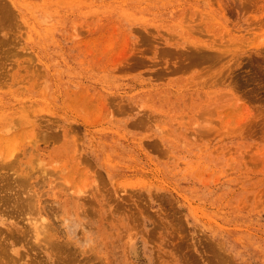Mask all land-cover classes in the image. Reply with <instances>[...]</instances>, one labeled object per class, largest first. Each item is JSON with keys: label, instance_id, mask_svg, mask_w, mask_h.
Here are the masks:
<instances>
[{"label": "rangeland", "instance_id": "obj_1", "mask_svg": "<svg viewBox=\"0 0 264 264\" xmlns=\"http://www.w3.org/2000/svg\"><path fill=\"white\" fill-rule=\"evenodd\" d=\"M0 115V264H264V0H0Z\"/></svg>", "mask_w": 264, "mask_h": 264}, {"label": "bare ground", "instance_id": "obj_2", "mask_svg": "<svg viewBox=\"0 0 264 264\" xmlns=\"http://www.w3.org/2000/svg\"><path fill=\"white\" fill-rule=\"evenodd\" d=\"M1 116V115H0ZM0 120H4V118L3 117H0ZM12 132V127H10V126H3V122H0V157L1 158H6L5 160H3V159H1L4 163H5V161L8 159H12V160H10L11 161V164H14V165H18L19 167H20V169H18V171H17V173L18 174H20L21 176H19L18 178L21 180V183L22 184H25V183H27L29 180H31V179H35V173L34 172H32L33 170H34V168L31 170V168L32 167H30L29 165H30V162L27 160V158L32 162V163H37L38 165L39 164H42V163H44V161H45V158H44V156H46V154L47 153H49V150H48V148H42V147H40V145H37L36 144V141H35V139L36 138H34L33 139V136H32V134L30 135V140H31V138L33 139V142H29V143H26L25 145H24V147H22V148H18L17 150H19V151H17L18 152V154H16V153H14L16 150L15 149H9L8 148V146H9V144L10 143H12V142H14V141H16L17 139H19V138H21V137H23V136H29V135H24V134H26V133H31L30 131H29V129H22L21 130V133L19 134V135H16V134H14V133H11ZM32 136V137H31ZM29 138V137H28ZM19 145H20V143H19ZM13 156H16V158L13 160ZM22 157V158H21ZM10 161H9V163H10ZM6 164H7V162H6ZM29 164V165H28ZM8 165V164H7ZM16 165V166H17ZM20 165H22V167L20 166ZM33 166V165H32ZM36 169H37V166H36ZM35 169V170H36ZM36 172V171H35ZM40 172V171H39ZM43 173H44V175H46V173H45V171H42ZM37 173V172H36ZM42 174V173H41ZM38 175V174H37ZM44 177V176H43ZM42 178V177H41ZM17 180V179H16ZM18 181V180H17ZM31 183V182H30ZM37 183V182H36ZM18 184H20V183H18ZM19 186V189H20V187H22L23 185H18ZM30 186V185H29ZM28 186V187H29ZM25 188H26V185H25ZM35 188H37V184H35V187H31L30 188V190H27L26 192L27 193H31L32 191H33V193H34V197L33 198H37L38 196H36L37 194H39V193H37V194H35ZM27 189V188H26ZM17 190V189H16ZM23 190H24V188H23ZM17 192V191H16ZM23 192V191H22ZM26 192H24L25 194H26ZM41 192V191H40ZM19 193V192H18ZM22 194V193H21ZM24 195V194H23ZM22 195V196H23ZM28 195V194H27ZM30 196V195H29ZM31 196H32V194H31ZM42 196H43V194H42ZM26 197V196H25ZM16 198V197H15ZM31 199H33L32 197H30ZM40 198H41V196H40ZM22 199H24L23 197H22ZM27 199V198H26ZM26 199H24V200H26ZM22 201V200H21ZM27 201H28V199H27ZM25 202V201H24ZM45 202V201H44ZM43 202V203H44ZM18 203V202H17ZM28 203V202H27ZM43 203L41 202V204L39 205V204H37V205H39V206H37L36 205V202H34L33 200H32V202L30 203L29 202V206H30V208H29V210H35V209H38L39 211H40V217L38 218V219H34V218H29V217H26V219H27V222L28 223H30V224H38V223H40V225L43 227V229H46L47 228V226H49V225H52V224H54L55 222H56V220L58 219V217H57V219H56V215L53 213V214H51V211L49 212L48 210H51V209H48V207L46 208L45 206H43ZM20 206V205H19ZM25 206H26V204H25ZM28 207V206H27ZM22 208H23V204H22ZM22 208H20L19 210L21 211V209ZM50 208V207H49ZM52 208H54V207H52ZM55 209V208H54ZM53 211V210H52ZM18 212V211H17ZM29 212H31V211H29ZM54 212H55V210H54ZM65 212L67 213V209L65 208ZM18 214V213H17ZM21 214H23V213H21ZM25 215H26V213H25ZM67 217H69V214H67ZM65 219H66V217H65ZM21 220V219H20ZM19 219H18V221H20ZM0 223H5V220H0ZM12 225H14L15 227L17 226V224H15V223H13V222H11L8 226H7V228L9 229V230H11V231H13L14 233L16 232H18L19 230L17 229V228H15L14 230H12ZM16 229H17V231H16ZM49 229V228H48ZM47 229V230H48ZM20 231H21V229H20ZM45 231V230H44ZM46 232V231H45ZM44 232V233H45ZM47 233V232H46ZM48 234H49V230H48ZM19 235V234H18ZM55 236V235H54ZM54 236H53V234L52 233H50L49 234V237H50V240L51 239H53L54 238ZM48 238V237H47ZM46 238V239H47ZM44 241V240H43ZM54 241H55V238H54ZM54 243V242H53ZM52 242H51V244H53ZM59 244V243H58ZM53 246V245H52ZM59 246H60V244H59ZM59 246H56V249H57V247H59ZM46 247V246H45ZM60 248V247H59ZM60 250V249H59ZM60 252V251H59Z\"/></svg>", "mask_w": 264, "mask_h": 264}]
</instances>
